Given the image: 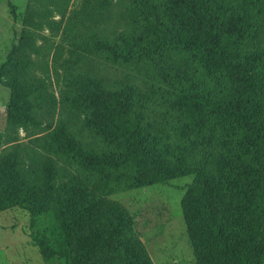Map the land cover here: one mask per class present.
I'll use <instances>...</instances> for the list:
<instances>
[{
  "label": "rangeland",
  "instance_id": "374dc122",
  "mask_svg": "<svg viewBox=\"0 0 264 264\" xmlns=\"http://www.w3.org/2000/svg\"><path fill=\"white\" fill-rule=\"evenodd\" d=\"M142 2L0 0V264H72L74 207L109 241L92 264H196L182 199L228 125L205 144L218 88L197 59L100 50L149 36ZM223 6L221 39L264 80V0Z\"/></svg>",
  "mask_w": 264,
  "mask_h": 264
},
{
  "label": "trees",
  "instance_id": "16d2710c",
  "mask_svg": "<svg viewBox=\"0 0 264 264\" xmlns=\"http://www.w3.org/2000/svg\"><path fill=\"white\" fill-rule=\"evenodd\" d=\"M142 4L151 23L149 36L100 50L126 60L151 54L175 59L177 48L188 61L197 59L204 78L214 80L218 88L212 97H198L203 101L205 144L211 127L228 125L225 142L218 147H230L229 152L218 150L216 166L203 163L182 199L195 263L264 264V80L247 67L239 50L229 49L221 39L223 0ZM68 216L64 230L75 244L72 264H92L98 249L109 241H103L100 232H88L86 209L74 207Z\"/></svg>",
  "mask_w": 264,
  "mask_h": 264
}]
</instances>
